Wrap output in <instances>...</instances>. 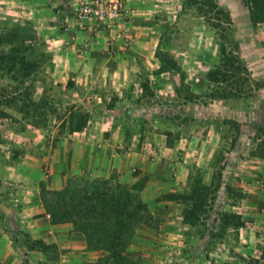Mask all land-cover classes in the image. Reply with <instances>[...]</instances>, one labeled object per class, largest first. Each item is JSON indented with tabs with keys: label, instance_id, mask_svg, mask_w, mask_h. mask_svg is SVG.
Segmentation results:
<instances>
[{
	"label": "rangeland",
	"instance_id": "374dc122",
	"mask_svg": "<svg viewBox=\"0 0 264 264\" xmlns=\"http://www.w3.org/2000/svg\"><path fill=\"white\" fill-rule=\"evenodd\" d=\"M119 1L128 11L126 25L118 27L123 34L111 41L115 31L102 30L105 71L91 79L50 74L47 43L33 30H20L27 25L8 28L0 18V34L32 35L30 44L48 55L28 76L0 68V199L6 206L0 256L7 261L0 264H80L79 258L69 262L51 254L57 251L52 244L40 254L41 240L32 238L18 202L30 199L46 211L44 197L55 211L60 195L73 205L83 200L84 212L92 214L85 220L96 227L110 215L88 208L96 203V189L115 207L130 204L125 258L110 262L230 263L224 250L236 245L238 231L226 229L223 217L244 204L242 161L264 158V0ZM61 8L64 38L98 39L93 25L77 32L72 14ZM77 45L79 52L95 46L83 48V40ZM129 52L136 59L130 75L113 77L116 58ZM170 57L178 70L165 71ZM86 83L92 92H85ZM184 134L189 141L175 151L173 137ZM187 146L198 155H187ZM36 208L35 218L42 215ZM76 210L70 208L68 221L85 238L84 251L95 264L108 254L90 250ZM183 219L198 223L191 227Z\"/></svg>",
	"mask_w": 264,
	"mask_h": 264
},
{
	"label": "crops",
	"instance_id": "0c3cea01",
	"mask_svg": "<svg viewBox=\"0 0 264 264\" xmlns=\"http://www.w3.org/2000/svg\"><path fill=\"white\" fill-rule=\"evenodd\" d=\"M61 7H63L61 0H0V18L9 25L8 28L19 27V25L29 26L35 31V35L47 43L46 49L51 53V61L53 62L50 74H58L63 71L65 74L72 75L76 72V76L87 79L98 77L105 71L106 57L103 56L105 51L103 49H105L106 43L102 38H98L95 39L94 43L92 41V44L88 43V46L95 44L94 47L81 51L84 55L79 52L77 43H81L82 38L69 33V40L64 38V33L59 31L58 19L59 17L62 18L64 14ZM74 36L77 38L76 41L72 42ZM116 60L118 66L116 74H112L113 77L120 78L123 77L122 75L128 77L131 65L136 62L135 57L133 58L129 52L123 57H117ZM73 62L81 63L80 67L77 68L78 65H73ZM96 68L99 69L96 70ZM106 72L108 73V71ZM90 91L91 87L89 83H86L85 92L89 93ZM173 138L176 142L174 150L178 151L182 143L189 141L190 137L184 134L175 135ZM165 149L174 152L170 147H165ZM185 150L187 155L188 153L198 155L195 147L187 146ZM161 152L164 151L161 150ZM242 163L244 165L239 175L243 184L245 200L244 204L238 207L239 212L236 215L240 217L243 225L239 228L229 227L231 230L238 231L237 242L236 245L228 246L224 251L230 259L229 264H264V158L245 159ZM30 202V199H25L18 204H23V208L25 207L23 212H26V219L23 217V221L28 227H31L30 232L34 234L32 238L41 240L43 252H39L40 254L44 255V248L47 249L52 244L57 251L50 253L55 254L60 259L66 258L67 261L71 262V258L75 257L79 258L80 264H93L92 254L84 251L87 242L83 235L76 231L72 222L54 223L43 207L41 208L38 204L34 206ZM33 207H37V214L42 215L36 218L32 217ZM5 211V203L0 199L1 219ZM0 250H2L1 247ZM29 251L27 252L31 253ZM0 261L7 263L2 256H0Z\"/></svg>",
	"mask_w": 264,
	"mask_h": 264
},
{
	"label": "trees",
	"instance_id": "16d2710c",
	"mask_svg": "<svg viewBox=\"0 0 264 264\" xmlns=\"http://www.w3.org/2000/svg\"><path fill=\"white\" fill-rule=\"evenodd\" d=\"M254 15L257 16L258 14L253 13V18ZM17 28L20 27H15L14 29ZM29 29L32 30L29 26L27 28H20V30L24 32L27 30L30 31ZM34 40L35 37L27 33H1L0 68L8 72L14 71L22 76H28L31 75V73L38 71L48 60V55L44 49L39 47L40 45L36 46L30 44ZM4 45L7 46V48L4 49ZM220 50L222 56H225L226 50L224 45H220ZM165 65L166 68H169L165 71L179 69L176 61L171 57L168 58V61L166 59ZM82 124L83 123H78L75 130H81ZM95 191L96 194H98L96 197V203L88 208L95 207L98 210H102L103 212L110 214L109 219L106 222L97 223L96 227L91 223V220L88 222L85 220V218L91 217L92 214L84 212V210L87 208V205L83 203V200L79 201L78 204L76 203L73 205L71 204L70 198L67 200L63 198L64 195H60L61 199L59 200V204L57 208H55V211L53 210L52 206L48 205V200L46 198L43 197L42 201L47 213L51 216V219L54 223L70 220V218H68L70 217L69 214H71L69 212L70 208L74 207V209H78L76 210V215H82L81 218H83L85 221V223H83L84 227H82V232L89 239L91 244L90 250L97 251L104 249L108 254L107 257L98 260L95 264H115L114 262L110 261L114 260L115 258H120V256L124 257V254L126 253L130 243V237L132 236V233L129 232L130 230L132 231V228L127 222V220H129L128 212L125 211V208L127 209V207H130V204H121L120 206L115 207V205L112 204L113 198H106V193H102L98 189ZM89 197L93 199L94 195L91 193ZM89 197L85 196L86 199H89ZM121 218H123L124 221L121 220ZM183 223L194 227L198 223V220L196 219L195 222H187L186 219H183ZM223 224L225 225L226 229L229 227L239 228L243 225V223L240 221V217L233 214H225L223 217ZM113 226L114 228H121L122 232L118 235H115L111 230ZM110 258L111 260L109 261L108 259Z\"/></svg>",
	"mask_w": 264,
	"mask_h": 264
},
{
	"label": "built area",
	"instance_id": "2783aa9c",
	"mask_svg": "<svg viewBox=\"0 0 264 264\" xmlns=\"http://www.w3.org/2000/svg\"><path fill=\"white\" fill-rule=\"evenodd\" d=\"M65 9L70 11L73 19V26L83 33L88 25H93L97 31L96 38H100L102 30H110L114 33L109 35V40L113 41L119 38L123 31L118 28L119 25H126L125 19L128 17V11L124 9L119 0H61ZM65 30L71 31V24L68 17L63 19ZM80 35V34H79ZM79 35H76L79 37ZM83 40V48L89 43L88 37L80 35ZM75 37V36H74Z\"/></svg>",
	"mask_w": 264,
	"mask_h": 264
}]
</instances>
